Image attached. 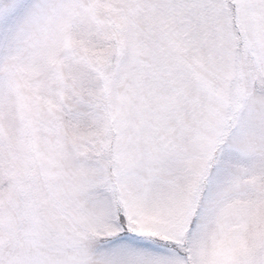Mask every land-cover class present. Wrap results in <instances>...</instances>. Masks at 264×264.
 Instances as JSON below:
<instances>
[{
  "label": "snow or ice",
  "instance_id": "snow-or-ice-1",
  "mask_svg": "<svg viewBox=\"0 0 264 264\" xmlns=\"http://www.w3.org/2000/svg\"><path fill=\"white\" fill-rule=\"evenodd\" d=\"M0 264H264V0H0Z\"/></svg>",
  "mask_w": 264,
  "mask_h": 264
}]
</instances>
